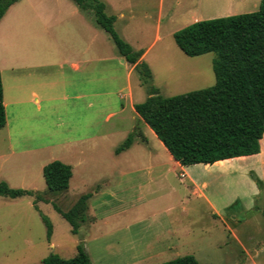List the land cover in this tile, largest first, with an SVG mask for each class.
<instances>
[{
  "label": "rangeland",
  "instance_id": "obj_1",
  "mask_svg": "<svg viewBox=\"0 0 264 264\" xmlns=\"http://www.w3.org/2000/svg\"><path fill=\"white\" fill-rule=\"evenodd\" d=\"M111 1L114 9L123 5L120 0ZM231 1L209 0V6L223 8ZM143 2V10L151 13L150 17L140 11L133 20H119L115 28L123 39L129 37L136 48L140 46L145 51L155 38L160 0ZM170 2L165 0V11ZM73 9L82 12L91 26L93 109L91 113L82 108L68 112L61 104L57 113H49L44 108L41 113H24L28 119L20 120L21 114L16 116L15 111L8 108L9 126L0 129V182L6 181L12 188L35 194L16 199L0 196V263L42 264L52 253L68 259L74 257L78 246L82 245L93 264H162L187 255H194L200 264H264L263 190L250 209L237 201L220 218L210 213L206 202L191 193L187 179L181 181L176 172L166 175L162 194L158 192L156 196L160 181H143L145 185L141 188L137 182L135 185L127 182L133 176L138 179L144 176L146 180L150 177L147 172L125 176L108 173L115 161L128 167L129 160L133 162L134 158L139 160L137 165L142 171L148 164L146 157L150 152L164 155L168 151L161 149L158 137L142 123L137 134H144L149 143L137 138L124 157H116V148L137 125L133 121L136 112L131 106L129 82L137 103L148 97L149 86L136 70L128 81L130 67L122 63L124 58L113 39L96 23L92 13L81 10L72 0H21L16 6L17 12L12 11L0 22V59L9 53L17 63L25 59L72 55L68 48V31L64 26L58 27L56 22L57 16L63 18L65 11ZM216 18L221 17L211 19ZM19 19L22 25L17 27ZM166 21L164 16L163 42L153 46L145 62L153 74L151 84L164 97L215 85L213 60L216 54L187 57L168 34ZM183 27L177 20L169 25V31ZM59 75L64 78L62 73L54 77ZM56 117H60L59 126L54 121ZM93 135H97L95 140L82 144L85 154L91 157H86V170L77 171L72 189L51 191L41 165L60 157L73 158L74 144L68 147L60 144ZM30 149L38 150L27 153ZM79 180H84L87 186L77 189ZM99 184L100 192L95 189ZM90 190L99 193L90 200L91 210L87 212L86 222L74 234L55 205L68 211ZM224 191L221 186L220 192ZM170 206L174 208L168 209ZM42 215L53 225L50 240ZM168 230L176 233L174 239L170 238ZM169 243L176 244L175 248L168 249ZM151 244L154 248L149 247Z\"/></svg>",
  "mask_w": 264,
  "mask_h": 264
},
{
  "label": "trees",
  "instance_id": "obj_2",
  "mask_svg": "<svg viewBox=\"0 0 264 264\" xmlns=\"http://www.w3.org/2000/svg\"><path fill=\"white\" fill-rule=\"evenodd\" d=\"M19 0H0V20ZM81 10L93 14L96 23L113 39L118 52L135 67L145 84L148 97L134 108L139 117L154 131L173 158L183 166L213 164L217 161L260 152L264 134V0L252 13L202 20L190 24L173 35L177 46L189 57L214 52L215 85L200 90L164 97L153 86V74L147 63L141 61L142 51L135 50L115 28V15L107 13L102 0H72ZM7 124L4 88L0 72V129ZM140 136L146 140L141 133ZM136 135L130 134L116 149L127 150ZM48 188L54 192L66 191L73 175L72 166L55 160L43 169ZM259 189L264 182L251 174ZM35 192L10 187L0 182V196L16 199ZM90 194L82 195L68 211L55 205L77 234L86 222ZM37 198L42 197L37 194ZM48 228L53 225L42 215ZM1 264V263H0ZM42 264H93L84 246L79 245L72 258L52 253ZM162 264H200L194 255L178 257Z\"/></svg>",
  "mask_w": 264,
  "mask_h": 264
},
{
  "label": "crops",
  "instance_id": "obj_3",
  "mask_svg": "<svg viewBox=\"0 0 264 264\" xmlns=\"http://www.w3.org/2000/svg\"><path fill=\"white\" fill-rule=\"evenodd\" d=\"M20 1L21 0L13 4L8 9L0 22L10 15L12 11H14V13L17 12L15 9ZM102 1H104L107 5V13L109 12V15L116 16L115 24L119 20H133L136 14L140 11L145 17H150L152 15L148 11L143 10L145 6L143 2L144 0H120V3L123 2V5H121V7L116 6V9L113 8L111 0ZM260 4L261 0H232L227 7L220 8L210 7L209 0H171L168 9L165 11V0H160L159 11L157 14L158 19L156 34L151 45L144 51V49L140 46L136 48L133 41H131L129 37H125L124 39L130 43L135 50L143 52L141 61L146 62V59L153 46L158 42H163L162 30L164 16H166V22H168L169 25L172 22L174 23L178 20L179 23H183L186 27L195 22L209 20L215 17H228L252 13L260 8ZM65 13L66 14L62 15V17H68V19L60 18L61 15H59L57 16L56 24L58 27H66L68 36L70 37L68 48L71 50L72 55L67 57L61 56V58L39 57L37 60L25 59L17 63L9 53L5 58L0 59V72L4 88V104L7 115V124L4 128L9 126V107L15 111L16 116L21 114L19 117L20 120L28 119V115L24 113L30 111L41 113L44 108L49 113H57L56 111L59 109L61 104H64L68 112H73L81 108L84 112H92L93 93L91 91V26L89 22H86L83 14H81L82 12L79 10L73 9L71 11H65ZM20 25H22V21L19 19L17 27H20ZM169 25L167 27L168 34L173 36L178 30L169 31ZM56 47L58 48L57 44ZM183 60L186 61L187 58L183 57ZM122 63L127 64L128 67H130L127 74V79L129 81L132 73L135 71V67L130 65L125 59L122 60ZM65 71L68 72L65 73ZM57 73H62L64 78H61V75L55 78L54 74ZM50 74L52 75L50 76ZM129 90L131 106L135 110L134 106L137 102H135L134 99V89L131 86V81L129 82ZM50 117L52 118V116H48L47 118ZM59 120L60 117H56L54 119L57 126L61 125L58 123ZM133 121L137 124L134 127V132L132 133L136 135L135 140L137 138H141L142 141L148 144L149 140L144 134L143 135L145 136L146 140L137 134V129L139 128L138 126H140L142 123H145L139 117L137 112L136 116L133 117ZM96 137L97 135L90 137H78L75 138L76 140L73 142L65 141L64 143L60 144L66 147L74 144L73 149L75 154H73V158L60 157L58 159L52 160H59L72 166L73 175L70 179L68 188L69 191L72 189L73 181L77 171H85L88 167V164L86 163V157H91L90 155L88 156L85 154L82 144L91 140H95ZM133 144L127 150L120 153H115L116 157H124L126 153L130 151ZM159 145L162 150H167L161 141L159 142ZM36 150L38 149H30L26 150V152L29 153ZM146 159L148 164H146L145 169L142 171L137 165L139 160L135 158L133 159V162L132 160H129L131 164H128V167L121 165L118 163L119 161H115V165L110 167V170L107 171L112 175L116 174L120 176L147 172L150 176L147 178L148 180H144V176H142L140 179L133 176L129 178L127 182H130L133 185H135L137 182L138 184L136 183V185H138V188H141L145 185L143 181H149L150 183L153 181H160V189L159 191L155 190L154 196H156L158 192L162 194V188L166 175L176 172V174H178V176L181 178V181L187 179V182H189L188 187L190 188L191 193L198 199L206 202L208 208L210 209V213L220 218H223L225 213H227V211H229L233 204H235L237 201L241 202V205L245 209H250L253 206L255 198H257L262 193L255 181L252 179L251 174H256L259 179L264 182V134L260 140L259 153L255 155L221 160L213 164L201 163L183 166L173 158L169 151L164 155H158L155 152H150ZM146 159L142 160L146 162ZM45 165L46 163L41 165L42 169L45 167ZM106 176L110 175L107 174ZM100 185L101 184L97 185L95 189L99 191L101 188ZM86 186L87 183L84 182V180H79L76 182L77 189H82ZM221 186L225 188L223 193L220 192ZM99 192L93 193V191L90 190L84 193L91 195L88 200L87 212L91 210L90 200L93 197H96ZM160 198L162 199V197ZM173 208L174 207L172 206L168 207V209ZM234 220L235 218L233 221ZM167 232H169L170 238L172 237V239H174L176 233L172 230H168ZM83 240L86 242V239ZM156 240L160 241V238H157ZM175 245L176 244L174 243H169L166 246L168 249H173L175 248ZM149 247L154 248V244L149 245Z\"/></svg>",
  "mask_w": 264,
  "mask_h": 264
}]
</instances>
